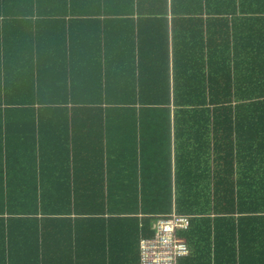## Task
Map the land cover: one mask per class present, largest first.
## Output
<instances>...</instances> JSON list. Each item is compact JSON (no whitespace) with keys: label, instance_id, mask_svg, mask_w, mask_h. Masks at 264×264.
Returning <instances> with one entry per match:
<instances>
[{"label":"trees","instance_id":"trees-1","mask_svg":"<svg viewBox=\"0 0 264 264\" xmlns=\"http://www.w3.org/2000/svg\"><path fill=\"white\" fill-rule=\"evenodd\" d=\"M171 213L177 264H264V0H0V264H139Z\"/></svg>","mask_w":264,"mask_h":264},{"label":"built area","instance_id":"built-area-1","mask_svg":"<svg viewBox=\"0 0 264 264\" xmlns=\"http://www.w3.org/2000/svg\"><path fill=\"white\" fill-rule=\"evenodd\" d=\"M188 215L171 213L158 217L153 235L139 240V264H177L188 255V247L178 237L177 231L188 228Z\"/></svg>","mask_w":264,"mask_h":264},{"label":"crops","instance_id":"crops-1","mask_svg":"<svg viewBox=\"0 0 264 264\" xmlns=\"http://www.w3.org/2000/svg\"><path fill=\"white\" fill-rule=\"evenodd\" d=\"M262 156L260 155V154H258L257 156H256V158H261Z\"/></svg>","mask_w":264,"mask_h":264},{"label":"bare ground","instance_id":"bare-ground-1","mask_svg":"<svg viewBox=\"0 0 264 264\" xmlns=\"http://www.w3.org/2000/svg\"><path fill=\"white\" fill-rule=\"evenodd\" d=\"M178 232V231H177Z\"/></svg>","mask_w":264,"mask_h":264}]
</instances>
